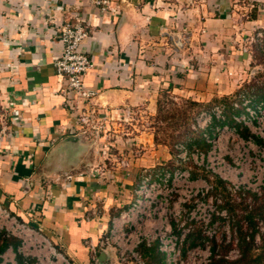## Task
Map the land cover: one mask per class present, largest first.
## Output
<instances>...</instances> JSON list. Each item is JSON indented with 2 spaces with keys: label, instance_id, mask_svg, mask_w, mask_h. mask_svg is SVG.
<instances>
[{
  "label": "crops",
  "instance_id": "1",
  "mask_svg": "<svg viewBox=\"0 0 264 264\" xmlns=\"http://www.w3.org/2000/svg\"><path fill=\"white\" fill-rule=\"evenodd\" d=\"M110 7L103 11L90 0H0V204L74 264H90L86 242L96 243L127 208L152 158L170 154L126 152V167L106 169L103 138H75L78 113L67 104L73 95L54 66L62 25L79 19L88 31L80 49L92 68L83 80L96 92L90 106L107 126L136 109H155L162 92L206 101L237 92L232 58L246 65L251 55L246 46L233 52L229 43L234 11L241 14L242 41L247 45L254 35L264 47V0H110ZM184 38L193 51L182 48ZM197 41L205 46L196 48ZM109 136L121 143L118 129ZM143 139L126 133L127 146ZM97 168L108 173L100 176ZM115 262L109 250L103 264Z\"/></svg>",
  "mask_w": 264,
  "mask_h": 264
},
{
  "label": "built area",
  "instance_id": "2",
  "mask_svg": "<svg viewBox=\"0 0 264 264\" xmlns=\"http://www.w3.org/2000/svg\"><path fill=\"white\" fill-rule=\"evenodd\" d=\"M90 2L103 11L111 10L110 0ZM87 36L79 19L62 25V52L54 66L73 95V103L68 100L67 104L78 113V134L87 139H106L108 126L98 110L90 106L97 94L83 80L92 68L91 60L80 49ZM253 103L240 94L231 102L229 114L222 104L198 112L191 128L200 133L207 149L177 144L178 165L174 170H145L127 208L111 220L96 243L86 242L90 264H98V255L107 250L114 252L115 264H145L138 251L140 245H155L161 264L237 260L240 250L234 214L226 204L248 210L254 199L264 202V99L256 108ZM84 104L88 108L84 109ZM1 118L0 112V129ZM117 164L124 168L127 159ZM94 173L103 176L108 171L97 168ZM213 180L221 182L223 189L216 190ZM98 214L97 209L90 211V216ZM255 230L253 242L257 245L264 233L263 220L255 218ZM196 232L197 241L186 245L188 237ZM2 238L14 239L16 244L0 253V264H74L38 229L19 221L0 204Z\"/></svg>",
  "mask_w": 264,
  "mask_h": 264
},
{
  "label": "rangeland",
  "instance_id": "3",
  "mask_svg": "<svg viewBox=\"0 0 264 264\" xmlns=\"http://www.w3.org/2000/svg\"><path fill=\"white\" fill-rule=\"evenodd\" d=\"M177 1L183 5L192 3V0ZM240 16L241 14L238 10L231 13V19L234 21V24L232 28L233 33H231L230 37L232 40L229 43L233 47V52H244L242 48L246 46L251 59L244 65L238 58H232V66L235 71H232L231 77L232 81H236L239 90L230 96H223L209 101L201 100L194 96H181L162 92L155 109H136L131 118L125 122L107 127L109 132L106 139L103 138L102 140V150L104 149L105 151H102L100 165L106 169H110L120 162L121 159L127 158L126 152L134 156L140 152L143 155V153H147L150 150L157 155H161L163 152L169 153L170 159L165 160L161 156L157 160L156 158H152L155 162L148 171L155 172L158 169H163L171 172L178 165L175 160V145L182 143L187 145V147L204 148L200 133L191 128L193 119L198 112L208 109L213 104L219 102L225 106V110L229 114V104L231 101L237 99L240 94L251 98L254 101L252 107H257L259 101L264 99V59L261 57L264 54V49H261V46L255 43L254 35L248 36L251 40L248 41L247 45L242 41L243 33L240 29ZM181 45L184 50L189 49L190 52L193 51L185 38L181 41ZM204 46L205 44L202 41H197L195 44L196 48ZM115 129L119 130L121 136V143L117 142L121 147L120 149L115 148L117 144H113V137L109 136ZM126 133H129V135L143 134L144 139L142 141L135 140L131 142L130 146H127ZM214 182L218 183L217 180H213ZM234 208L236 209V207ZM250 210L258 215V218L261 220L264 219V202L256 199L250 209L246 210L244 206H240L234 211V223L239 224L243 222L246 227L243 224L242 227L250 229L252 225L248 219L244 218L245 220H242L247 211ZM195 239L196 237H193L192 241L194 242ZM12 241L16 244V240L12 239ZM251 252L253 258L264 252V233L260 236V242L257 245L253 244ZM260 261L264 263V257Z\"/></svg>",
  "mask_w": 264,
  "mask_h": 264
},
{
  "label": "trees",
  "instance_id": "4",
  "mask_svg": "<svg viewBox=\"0 0 264 264\" xmlns=\"http://www.w3.org/2000/svg\"><path fill=\"white\" fill-rule=\"evenodd\" d=\"M216 104H221V103L218 102ZM216 104H213V105H216ZM230 104H229V107H230ZM202 142L204 143V148L202 150H206L207 149V145L205 144V142L203 140H202ZM188 148L191 149L192 146L191 147L188 146ZM214 184H215V189L216 190H222L223 189L222 186H221V182H219V181H218V183L214 182ZM256 199H254V200L256 201ZM226 205L228 206L229 211L232 214H234V207L232 205H229L228 203ZM231 207H233V208H231ZM231 209H233V210H231ZM244 218L248 219V221L252 225V227L250 229L249 228L248 229H246V228L244 229L242 227V224L245 226V224L243 222H240L239 224L238 223H233V227L236 229L237 238L239 240L240 257L237 260H234V261H225L223 259H219V260H215L214 259L210 264H264V263H262L260 261L264 257V252L260 253L255 258L252 257V252H251L253 244H254L253 243V236H254V234L256 232V230H255V218H258V215H256L252 210H250V211H247L246 215L242 218L243 221L245 220ZM198 235L199 234H197V232H196L193 235L189 236L187 241L185 242V244L188 245V246H191L192 244H194V242H196L198 237H199ZM247 236H249L248 240H246ZM193 237H196L194 242L192 241ZM8 245H15V242H13L12 239H6V238L0 239V253ZM138 251L142 255V257H143V259L145 261V264H161L162 257H161V255L158 254L155 245H153L151 247H145L144 245H140L139 248H138Z\"/></svg>",
  "mask_w": 264,
  "mask_h": 264
},
{
  "label": "water",
  "instance_id": "5",
  "mask_svg": "<svg viewBox=\"0 0 264 264\" xmlns=\"http://www.w3.org/2000/svg\"><path fill=\"white\" fill-rule=\"evenodd\" d=\"M75 138H83L81 136V134H78L77 136H75ZM96 138H92V140L94 141ZM108 256V250L107 251H103L100 253V256L98 257V264H103V262L105 261V258Z\"/></svg>",
  "mask_w": 264,
  "mask_h": 264
}]
</instances>
